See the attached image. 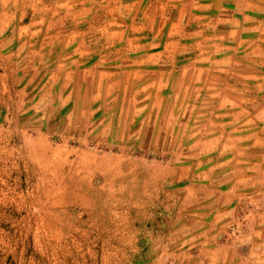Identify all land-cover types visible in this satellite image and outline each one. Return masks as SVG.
I'll use <instances>...</instances> for the list:
<instances>
[{"label": "rangeland", "instance_id": "rangeland-1", "mask_svg": "<svg viewBox=\"0 0 264 264\" xmlns=\"http://www.w3.org/2000/svg\"><path fill=\"white\" fill-rule=\"evenodd\" d=\"M244 18L264 0H0V264H180L264 211L263 67L217 62Z\"/></svg>", "mask_w": 264, "mask_h": 264}, {"label": "crops", "instance_id": "crops-1", "mask_svg": "<svg viewBox=\"0 0 264 264\" xmlns=\"http://www.w3.org/2000/svg\"><path fill=\"white\" fill-rule=\"evenodd\" d=\"M228 21L234 22L235 20L230 18ZM251 21L254 22L247 25V19H243L241 37L235 36L238 29L228 28L226 45L223 47L225 49L222 52H217L218 57L221 58L217 62L226 63V68H218V70H226L227 78L230 81L236 71L235 64L240 63L238 60L241 57L245 59V62L248 61L250 64L252 62L253 66H257L254 68L258 71V74H260L262 66V73L264 74V19L255 18ZM231 87L234 88V85ZM227 103H230V101ZM219 235L220 233L216 232L212 236L214 238L210 246L203 245L206 241L202 240V234L196 235L191 241L179 242L177 247L179 249L180 264H250L249 260H234L230 256L232 248H243L244 243L247 242H251L253 247L258 248L259 264H264V211H259L257 214L252 213L248 216L246 224L228 229L229 236L227 240H221Z\"/></svg>", "mask_w": 264, "mask_h": 264}]
</instances>
